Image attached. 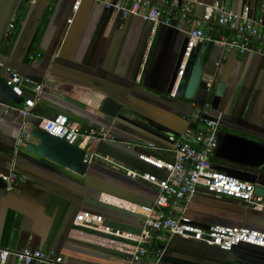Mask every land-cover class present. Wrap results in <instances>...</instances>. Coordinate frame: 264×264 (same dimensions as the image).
<instances>
[{"label":"crops","instance_id":"crops-1","mask_svg":"<svg viewBox=\"0 0 264 264\" xmlns=\"http://www.w3.org/2000/svg\"><path fill=\"white\" fill-rule=\"evenodd\" d=\"M214 1L184 0L182 6L200 17L204 7ZM224 2L236 13L247 8L252 18L264 22V0ZM73 3L37 0L25 5L19 0H0V76L5 79L6 68H10L34 83L33 79H40L36 84L43 86L23 122L32 132L57 114H64L76 129L103 130L115 138L98 147L101 155L129 170L163 178L161 171L138 161L137 151L128 145L149 140L167 148V135L183 138L192 126L191 107L205 100L203 92L193 100L169 96V105L158 101L167 97L170 75L187 36L163 26L154 28L136 17L122 20L88 0L73 11ZM13 14L14 28L6 37ZM204 33L231 37L215 25L205 26ZM192 55L194 62L201 57L203 77L212 85V92L222 86V95L210 103L213 111L221 114L222 136L233 135L264 147V56L224 53L207 41L196 43ZM22 98L33 99L27 87H23ZM105 98L123 105L119 119L112 123L98 112ZM11 104L0 94V175L9 172L14 158V167L25 181L12 192L0 181V247L53 251L65 264H127L136 243L126 237L138 234L114 230L103 221L112 219L135 229H140L141 221L90 201L144 217L139 207H152L155 187L99 160L79 176L28 149L37 145L35 139L17 146L22 118L6 111L5 105ZM244 157L224 159L215 154L211 160L214 169L264 188V163L253 168L248 165L251 158ZM177 212L204 227L220 224L264 232L263 211L226 197L199 192L188 204L178 206ZM79 213L101 217L102 223L94 231L115 238L75 226ZM150 248L162 251L157 262L152 256L149 259L156 264H218V259H231L232 253L244 264H264V250L241 245L231 253L223 252L163 233L155 237ZM4 264L19 263L9 258Z\"/></svg>","mask_w":264,"mask_h":264},{"label":"built area","instance_id":"built-area-1","mask_svg":"<svg viewBox=\"0 0 264 264\" xmlns=\"http://www.w3.org/2000/svg\"><path fill=\"white\" fill-rule=\"evenodd\" d=\"M22 4L34 3L37 0H19ZM84 0H74L72 9L77 11ZM100 4L105 10L116 13L122 20L130 17L139 18L154 28L163 26L178 31L189 38L184 56L178 71V79L170 97L175 92L187 64L191 58L194 45L204 41L220 48L224 53L235 51L240 55L264 56V22L254 19L248 9L236 13L229 9L224 0H215L205 6L200 17H194L182 6L184 0H88ZM14 18L8 25L6 37L14 28ZM227 31L228 36H207L204 27L213 26ZM218 65V63L216 64ZM0 67L3 64L0 63ZM5 84L16 97H23V87L30 89L33 99L24 100L20 106L5 105L6 111L15 112L17 118L23 120L30 114L43 86L21 76L10 68H6ZM192 123L200 128L191 127L183 133V138L169 134L166 137L169 146L161 147L152 141H136L128 145L137 151V159L141 163L161 171L164 176L158 178L153 174L129 170L115 161L101 155L98 147L105 141L115 138L108 132L94 128L76 129L64 114H58L52 120L40 125L39 129L59 138L70 145H76L85 151L83 162L90 165L97 160L125 171L131 178L145 181L156 189V197L152 207H139L144 216L141 221L138 236H125L136 245L130 252L127 264H156L150 263V257L156 262L162 256L161 250H151L155 237L163 233L169 238L179 237L186 240L215 247L223 252H231L241 245L264 249V232L247 227L225 226L212 224L201 226L191 222L177 207L188 204L191 199L203 192L212 196H221L244 202L247 207L264 212V197L255 193V186L240 181L226 173L213 168L212 156L220 146L219 134L221 114L214 112L211 104H192ZM33 139L31 131L25 122L22 123L17 138V146L26 145ZM17 149V148H16ZM14 152V157H15ZM7 174L0 175V181L8 192H12L25 179L15 169V159ZM101 217L79 213L74 219L75 226L84 229L98 230ZM9 258H14L19 264H65L63 257L53 251H41L30 248L20 250L0 247V264Z\"/></svg>","mask_w":264,"mask_h":264},{"label":"water","instance_id":"water-1","mask_svg":"<svg viewBox=\"0 0 264 264\" xmlns=\"http://www.w3.org/2000/svg\"><path fill=\"white\" fill-rule=\"evenodd\" d=\"M13 16L14 14L9 19L10 21H8V23L12 21V19L14 18ZM187 44H188V38L186 37L181 44L177 56V61L175 63L173 72L170 75L168 87L166 90L167 97L162 96L160 97V99H158V101L162 103L169 105L171 101L169 96L170 93L173 91L176 81L178 79L177 74ZM193 58H194L193 55H191V58L186 67V73H185V76L187 75L185 77L186 80H183L181 78L175 96L178 97L179 95H182L186 100H193L199 92H203L205 94L204 96L205 100L197 105H202L204 103L210 104L212 103L213 99L216 96L220 97L222 95V86H218L216 90L212 92L213 89L212 85H210L209 81L205 80L203 77L204 75H203V66L201 63V57H198L195 60V62L193 61ZM33 80L36 83L41 82L40 79H33ZM184 83L185 86H183ZM0 94L6 97L7 99H9L14 105L17 106L24 101L22 97H16L12 93L11 89L8 86H6L5 79H3L1 76H0ZM122 108L123 105L118 101L112 100L110 98H105L100 103L98 112L103 115L104 120L112 123L113 121L119 119ZM21 121L23 123V119ZM31 136L38 143L37 145H31V146L29 145L28 149L32 150L38 156L46 158L51 162L59 165L60 167H63L65 169H68L76 173L79 176H84L87 173L89 165L83 162L85 155L84 150L78 148L76 145H70L63 140L50 135L49 133L39 129V127L32 130ZM219 139H220V146L216 151V155H218L219 157L224 159L244 160L245 158L244 156L247 155L252 160L248 165H250L253 168H259L264 163V147L262 145L256 144L254 142L233 135L222 136L221 133L219 134ZM255 193L257 195L264 197V188L260 186H256ZM90 203L100 207H104L106 209L120 213L122 215L137 218L140 221L144 220V217H140L129 211L100 204L96 201H90ZM242 203L245 204L244 202ZM103 225L112 228L114 230H119L121 232L137 233L138 235L140 234V229H135L129 224L118 222L112 219L104 220ZM84 230H88L89 233L99 235L105 238H111V239L115 238L113 236L105 235L103 233L96 232L94 230H90V229H84ZM249 247H253V246H249ZM255 249H259V248H255ZM260 250H264V249H260ZM231 252H233V250ZM231 255H232L231 259L229 257L222 258V259H218L216 262H218V264H244L241 262V260L237 258L236 253H232Z\"/></svg>","mask_w":264,"mask_h":264}]
</instances>
